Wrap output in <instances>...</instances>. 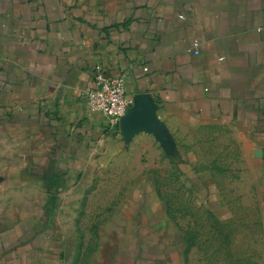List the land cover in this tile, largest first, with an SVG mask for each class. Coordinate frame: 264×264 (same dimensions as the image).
<instances>
[{
	"label": "crops",
	"instance_id": "1",
	"mask_svg": "<svg viewBox=\"0 0 264 264\" xmlns=\"http://www.w3.org/2000/svg\"><path fill=\"white\" fill-rule=\"evenodd\" d=\"M96 65L132 99L118 125L171 140L226 130L259 165L264 198V0H0V264H67L51 179L67 185L88 151L113 143L84 97ZM140 222L106 264L196 262L153 232L159 220Z\"/></svg>",
	"mask_w": 264,
	"mask_h": 264
},
{
	"label": "rangeland",
	"instance_id": "2",
	"mask_svg": "<svg viewBox=\"0 0 264 264\" xmlns=\"http://www.w3.org/2000/svg\"><path fill=\"white\" fill-rule=\"evenodd\" d=\"M118 124L113 143L88 151L67 185L51 179L60 193L49 194V217L62 220L67 264H106L102 253L112 259L119 235H138L148 219L191 247L194 264H264L262 171L228 131L171 140L147 124Z\"/></svg>",
	"mask_w": 264,
	"mask_h": 264
},
{
	"label": "built area",
	"instance_id": "3",
	"mask_svg": "<svg viewBox=\"0 0 264 264\" xmlns=\"http://www.w3.org/2000/svg\"><path fill=\"white\" fill-rule=\"evenodd\" d=\"M193 45L197 46V42L195 41ZM193 52L196 53L197 49H193ZM144 69L146 70V67ZM84 97L89 109L105 119L111 129L132 107V99L127 95L123 76H108L98 65L93 69V85L85 91Z\"/></svg>",
	"mask_w": 264,
	"mask_h": 264
},
{
	"label": "water",
	"instance_id": "4",
	"mask_svg": "<svg viewBox=\"0 0 264 264\" xmlns=\"http://www.w3.org/2000/svg\"><path fill=\"white\" fill-rule=\"evenodd\" d=\"M133 107H130L127 112L122 116L120 117L119 121H121L122 119H124L126 116L129 117L128 115H130L131 111H132Z\"/></svg>",
	"mask_w": 264,
	"mask_h": 264
}]
</instances>
